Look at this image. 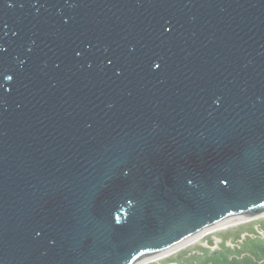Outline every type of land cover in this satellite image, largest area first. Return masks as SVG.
<instances>
[{"label": "water", "instance_id": "obj_1", "mask_svg": "<svg viewBox=\"0 0 264 264\" xmlns=\"http://www.w3.org/2000/svg\"><path fill=\"white\" fill-rule=\"evenodd\" d=\"M263 216L264 0H0V264Z\"/></svg>", "mask_w": 264, "mask_h": 264}, {"label": "rangeland", "instance_id": "obj_2", "mask_svg": "<svg viewBox=\"0 0 264 264\" xmlns=\"http://www.w3.org/2000/svg\"><path fill=\"white\" fill-rule=\"evenodd\" d=\"M263 217H259L258 219H262ZM255 224L258 225L248 228H242L240 226L238 227L239 229L231 230V233L225 234V238L223 237L224 235L220 236V240L226 239L224 240V243H227L226 245L223 244L214 250H210L206 246L212 247L214 244L219 243L218 238H211V241H208L207 245L202 244L197 246V252L193 251V253L189 251L186 254L174 255V257L172 256V258L160 264H264V221L258 220ZM244 231L247 234H243ZM240 235H242V238L239 239ZM172 250L174 248L170 251ZM167 253L169 254L171 252H163L154 256L155 258H147L142 261L148 259L154 261Z\"/></svg>", "mask_w": 264, "mask_h": 264}, {"label": "bare ground", "instance_id": "obj_3", "mask_svg": "<svg viewBox=\"0 0 264 264\" xmlns=\"http://www.w3.org/2000/svg\"><path fill=\"white\" fill-rule=\"evenodd\" d=\"M261 218V217H260ZM258 220H262L264 221V217L262 219H258V218H255V219H252V220H248V221H244V222H240V223H236V224H233V225H229V226H225V227H221V228H217V229H214L206 234H204L203 236L193 240V241H190L188 243H185L183 245H180L178 247H175L174 250L170 251H165V252H171V253H167V254H163V256L161 257H158V259L154 260V261H151L150 259L146 260V261H140L139 263L137 264H160L161 262L163 261H166L167 259H170L172 258V256L174 257L175 256H178L181 255V254H186L187 252L191 251V252H197L198 251V248L197 246L199 245H202V244H206L207 245V242L208 241H211V238H218V244H214L212 247L210 246H206V248L210 249V250H214L216 249L217 247L219 246H222L223 244L226 245L227 243H224L226 239L224 240H220V236H223L224 238L226 237L225 234L227 233H231L232 231L231 230H235V229H239L238 227L242 226V228H248L250 226H256L258 224H255V222H257ZM259 223V222H258ZM255 224V225H254ZM247 225V226H245ZM247 234L246 231L243 232V234ZM260 235V234H259ZM242 235H240L239 239L242 238L241 237ZM238 239V240H239ZM234 240V239H233ZM252 242V241H251ZM253 244V243H252ZM205 246V245H204ZM254 246V245H253ZM224 247V246H223ZM229 247V246H228ZM243 248V247H242ZM250 248V247H249ZM219 249V248H218ZM178 250V251H177ZM202 251V250H201ZM193 252V253H194ZM200 252V251H199ZM177 254V255H176ZM190 255V254H189ZM156 256V255H155ZM154 257V256H152ZM152 257H149L152 259ZM180 257V256H179ZM155 258V257H154ZM157 258V257H156ZM145 260V259H144ZM172 261V260H171Z\"/></svg>", "mask_w": 264, "mask_h": 264}]
</instances>
